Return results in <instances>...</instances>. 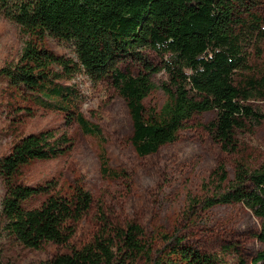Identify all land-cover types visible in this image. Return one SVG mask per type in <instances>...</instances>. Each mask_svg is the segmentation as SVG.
<instances>
[{
	"label": "trees",
	"instance_id": "trees-1",
	"mask_svg": "<svg viewBox=\"0 0 264 264\" xmlns=\"http://www.w3.org/2000/svg\"><path fill=\"white\" fill-rule=\"evenodd\" d=\"M255 0H0V14L16 22L26 37L20 59L0 70L11 86L40 95L48 108L66 114L87 135L101 140L102 177H126L111 163L103 129L78 108L73 87L57 83L84 70L94 82L108 79L126 101L132 122L131 142L140 156L175 142L197 114L214 112L206 126L223 150H238V133L264 123V65L251 63L250 48L264 41V17L252 12ZM72 42L77 61L53 53L46 39ZM160 57L155 63L149 57ZM140 66L138 74L124 64ZM160 76V77H159ZM161 89L167 100L148 109L145 100ZM260 104L262 106H260ZM72 138L55 129L22 138L0 159L6 186L2 214L6 230L29 248L48 242L67 244L94 203L82 180L68 185L52 179L43 185L19 180L34 161L57 159L73 148ZM229 183L224 164L213 172ZM44 200L29 206L35 197ZM241 203L260 221L264 242V168L238 165L235 178L204 208ZM104 221V219L102 218ZM178 234L156 248L139 223L104 221L92 241L45 264H221L217 255L184 244ZM243 264H247L242 262ZM0 264H7L2 259ZM251 264H264V250Z\"/></svg>",
	"mask_w": 264,
	"mask_h": 264
},
{
	"label": "rangeland",
	"instance_id": "rangeland-1",
	"mask_svg": "<svg viewBox=\"0 0 264 264\" xmlns=\"http://www.w3.org/2000/svg\"><path fill=\"white\" fill-rule=\"evenodd\" d=\"M252 12L264 17V0H255ZM25 39L21 27L0 14V70L20 59ZM46 45L56 55L77 61L72 42L48 37ZM250 54L253 66H263L264 41L253 45ZM149 57L160 62L154 52H149ZM122 68L133 74L141 69L130 62ZM57 83L73 87L79 110L102 127L112 165L127 175L118 180L102 177L101 140L84 134L75 123L67 124L64 112L46 107L39 94L11 86L0 74V159L25 136L50 129L66 132L72 138V150L57 159L32 162L23 168L19 180L32 186L52 179L66 185L82 180L94 197L92 208L69 243L48 242L41 248H29L6 230L2 214L6 186L0 174V251L5 263L45 264L56 255L70 253L92 241L105 220L141 224L147 241L156 248L165 245V236L178 234L187 246L217 255L221 264H251L256 254L264 250V242L256 237L261 221L243 204L202 207L204 199L221 192L234 180L238 165L251 170L264 168V123L239 132L238 150L229 153L206 127L216 114H197L175 142L154 154L140 156L131 142L132 122L126 101L110 80L94 82L82 70ZM166 100L163 90L157 89L145 105L150 110ZM220 164L226 166L229 183L220 184L213 177ZM43 200L38 196L28 205L38 207ZM145 263V259H140L136 264Z\"/></svg>",
	"mask_w": 264,
	"mask_h": 264
}]
</instances>
